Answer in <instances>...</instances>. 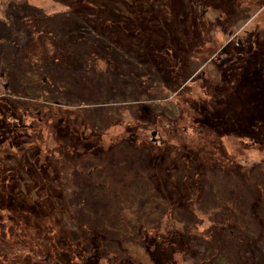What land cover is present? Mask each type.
Segmentation results:
<instances>
[{
  "label": "rangeland",
  "instance_id": "1",
  "mask_svg": "<svg viewBox=\"0 0 264 264\" xmlns=\"http://www.w3.org/2000/svg\"><path fill=\"white\" fill-rule=\"evenodd\" d=\"M90 1L0 0V153L10 149L20 158L27 155L20 148L33 143L45 153L46 147L58 148L61 136L77 143L70 126L57 132V126L50 130L51 122L63 116L78 124L84 118L88 132L97 127L93 136L104 147L103 158L87 164L93 168L92 192L85 194L86 174L68 172L64 211L70 212L71 229L86 228L72 217L81 216L83 207L95 215L102 205L116 216L104 195L120 201L133 188L173 185L178 200L171 204L188 207L179 215L187 222L172 224L170 209L149 235L173 243L180 239L182 264L195 263L182 257L185 250L201 258L196 264H219L217 253L232 250V243L248 251L264 248V0H173L175 9L192 13L179 19L172 0ZM90 22L101 28H91ZM132 22H140V29L131 31ZM43 91L48 99L39 95ZM73 119L68 118L71 125ZM129 124H136L134 149L123 137L130 136ZM153 130L158 131L154 139ZM238 157L256 171H235ZM0 160L10 163L14 156ZM194 162H204L205 170L197 174L198 185L185 192L184 181L177 179L195 175ZM213 162L221 169L213 171ZM24 186L15 190L12 202L27 216L37 192ZM17 197L22 203L15 202ZM151 207L148 217L154 218V203ZM142 237L144 249L155 242L146 233ZM233 253L222 264L244 259ZM5 262L11 264L9 259L0 264ZM256 264H264V250Z\"/></svg>",
  "mask_w": 264,
  "mask_h": 264
},
{
  "label": "trees",
  "instance_id": "2",
  "mask_svg": "<svg viewBox=\"0 0 264 264\" xmlns=\"http://www.w3.org/2000/svg\"><path fill=\"white\" fill-rule=\"evenodd\" d=\"M88 2L85 4H88ZM71 5L68 7L71 6L73 9H77V7H75L77 4L74 5V3H72ZM173 10L175 12L174 18L177 19L181 18L185 13H190L192 15L191 12H184L185 9H175L174 2ZM99 11L102 12L103 10L99 9L98 12ZM89 12L86 13L88 14ZM98 12L95 14L98 15ZM193 14L195 15V12H193ZM92 23L93 22H90L89 24L91 28L92 26L97 29L101 28V23L100 25ZM115 25L119 30L127 29L125 24L120 25L119 23H115ZM129 25L131 31L139 30L141 26L140 22L136 24L132 22V25ZM34 77L36 76L34 75ZM30 91L31 90L28 92ZM39 95H43L41 97H45L44 99L50 97V94L44 91L40 92ZM23 103H28V100H24ZM232 109L230 113L232 120L228 121L230 125L231 122L235 120ZM77 114L78 116L80 115L78 112ZM65 116L68 117L67 115ZM68 118L71 121L73 119L70 117ZM68 118L61 116L51 122L50 130L52 127L57 126L58 129L55 127V130L59 132V129L62 127L70 126L69 129H71L70 131L74 135L73 138H78L77 143L70 144L64 142L61 136L56 139L58 148L49 149L46 147L44 153L43 149L40 150L41 147L32 142L30 138L32 135L30 134L28 140L31 139L33 145L20 148L22 152L27 155L21 154V157L18 158L19 154H13L10 149L2 151L3 154L0 153V158L6 159L10 157V155L14 156V161L10 163H3L0 160V262L9 259L11 264H182L178 253V251L183 250L179 245L180 239L173 238L175 240L173 243V240L166 241L165 238L160 239L158 236L149 235L150 230L156 231L161 227L162 221H164L162 220V215L170 209L171 216H175V220L172 224H176L178 219H180L183 224L187 222L186 219H181L179 215L183 211L185 212L188 207L182 204H178L177 206L171 204L173 200L177 199L176 195L172 192L174 191L173 185L140 190L135 188L131 189L132 187H129L127 188L128 191L131 190L129 193L125 194L120 201H118L117 198H113V195L108 194L103 196L102 193H98V196H103L105 201L107 203L109 202L111 208L117 210L116 216L114 217V215L108 214L102 205H99L97 213L95 210V215L93 212L94 209L88 210L89 208L83 207V214L81 213V216H78L80 214L77 213V215L75 214V216L72 217L78 219L81 226L85 224L86 228H70V223L72 221V219L69 218L71 217L70 212L67 210L64 211L65 196H67L68 193L66 190V186H68L66 184L69 181L68 172H74L75 170V172L78 171L81 175L86 174L85 176L90 180V186L87 188L84 187L85 191L88 190L85 194H87V192H92L91 180H93V177H91V172L93 168L87 164L95 162L96 159L103 158V152L100 149L104 147L96 143V137L93 136L97 127H91V131L88 132V124L84 122V118L81 119L79 117L81 121H78V124L76 123L77 120L73 119L74 123L72 125L70 124L71 121H68ZM4 122L8 123L5 117H3V125H5ZM60 122L64 123L61 124ZM225 122L226 120L222 123H217L215 129L218 130ZM65 123L68 125H65ZM40 124L41 123L38 122L37 125L41 127ZM135 125L136 124H129L127 126L131 128V130L127 131L130 136H128L127 133L123 135L125 140L131 141V149L135 148L133 146V141H135V139H132L135 135L133 130H137ZM41 129L42 128H40V131L37 133L40 134ZM40 137L42 138V135H40ZM121 142L120 140L116 144ZM65 143H68V145H65ZM19 147H21V145H19ZM28 149L31 150L26 151ZM241 157L235 159L236 162L234 161V164H232L235 165V171L243 174H250L252 171L253 174L255 167H245L240 160ZM232 161L233 160L230 159L229 162ZM204 164V162H194L193 172H195V175L177 179L184 181L181 186L184 187L183 190L185 192L188 187H193L195 183L198 185L200 176L197 174L199 171H202L203 175L205 169L202 166H204ZM231 167H226V169L230 170ZM217 168H220V166L217 162H213L211 169L214 171ZM174 180L175 179H171L169 183ZM188 180L193 184L187 183ZM17 182L21 183L18 188L21 189L22 186L25 185L24 189L37 192V196L30 199L33 213L27 216L25 212H21L19 208H15L14 201L12 202L14 197H16L15 190H19L18 188L15 189ZM153 182L158 183L156 179H153ZM143 183L146 182L143 181ZM127 185L128 184H125L124 186L127 187ZM25 194H30V192H25ZM105 194H107V192H105ZM184 195L185 194L180 197L181 200L184 198ZM92 197H94L93 194L90 198L92 199ZM165 197H168L169 200L165 199ZM15 202H18V204L22 203L19 197H17ZM113 203L119 204V206L113 205ZM151 203H154L156 208L153 216L154 218L148 217L149 211L152 209ZM88 205L90 204H87V206ZM87 210L88 212L86 213ZM255 210H257V208L254 209V211ZM103 214L109 219L107 218V220H105ZM97 216L99 217V223L97 222ZM93 218L94 220L90 221V219ZM66 219H68L69 223H67ZM168 221L169 220H167V222ZM262 221L263 217L260 214V218L258 215L256 222L260 223ZM64 222H66V224ZM141 232L146 233V235L148 234L150 239L155 240L153 245L151 244L146 249L143 248L145 247L143 237L140 238ZM165 234L166 236H170L169 233L164 231V235ZM252 234L258 235L257 232L253 230ZM73 235H77V238H74ZM92 235L97 238H92ZM82 237L85 238L82 239ZM160 246H162L164 250L158 249ZM231 246L232 250H228L227 253H217V256L220 258L219 264L227 262L226 255L229 256L230 251L234 252L233 255L236 256V258L238 256L242 259L244 258L240 262L238 261V264H256V260L258 261L260 253H263L264 250V248H261V244L256 247V249L250 248L249 251L248 249L246 250V246L240 244L236 245L232 243ZM177 248L180 249L176 251ZM146 250H148V252H146ZM183 253L185 258L190 260L193 259V262H195L194 264H196L197 260L201 261L200 257L195 258L187 256L188 252L186 250L182 252V257ZM8 263L9 262H5L4 264Z\"/></svg>",
  "mask_w": 264,
  "mask_h": 264
},
{
  "label": "flooded vegetation",
  "instance_id": "3",
  "mask_svg": "<svg viewBox=\"0 0 264 264\" xmlns=\"http://www.w3.org/2000/svg\"><path fill=\"white\" fill-rule=\"evenodd\" d=\"M209 59H211V61H212V58L211 57H209ZM209 59L206 61V64H208L209 63ZM205 73V71H203V74ZM41 112V110L39 111V113ZM40 120H43V115H40Z\"/></svg>",
  "mask_w": 264,
  "mask_h": 264
},
{
  "label": "water",
  "instance_id": "4",
  "mask_svg": "<svg viewBox=\"0 0 264 264\" xmlns=\"http://www.w3.org/2000/svg\"><path fill=\"white\" fill-rule=\"evenodd\" d=\"M157 132H158V131H156V130H153V131H152V137H153V139H154L155 135L157 134Z\"/></svg>",
  "mask_w": 264,
  "mask_h": 264
},
{
  "label": "bare ground",
  "instance_id": "5",
  "mask_svg": "<svg viewBox=\"0 0 264 264\" xmlns=\"http://www.w3.org/2000/svg\"><path fill=\"white\" fill-rule=\"evenodd\" d=\"M60 111V110H59ZM58 113V112H57Z\"/></svg>",
  "mask_w": 264,
  "mask_h": 264
}]
</instances>
